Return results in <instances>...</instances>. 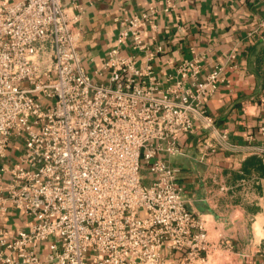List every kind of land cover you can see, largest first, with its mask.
<instances>
[{"label":"built area","instance_id":"1","mask_svg":"<svg viewBox=\"0 0 264 264\" xmlns=\"http://www.w3.org/2000/svg\"><path fill=\"white\" fill-rule=\"evenodd\" d=\"M156 16L123 20L91 73L63 0H0V215L13 207L32 218L0 227V264L208 261L206 220L186 206L179 169L162 154H181L196 123L212 125L204 97L224 67L202 80L201 63L184 60L161 88L152 60L162 46L145 40ZM252 148L264 153V142Z\"/></svg>","mask_w":264,"mask_h":264},{"label":"crops","instance_id":"2","mask_svg":"<svg viewBox=\"0 0 264 264\" xmlns=\"http://www.w3.org/2000/svg\"><path fill=\"white\" fill-rule=\"evenodd\" d=\"M63 1L77 15L91 73L116 44L122 21L151 8L157 16L145 40L152 50L162 46L152 60L161 88L174 85L184 60L201 63L202 80L224 67L218 89L204 97L212 125L196 123L180 136L182 153L162 157L179 169L186 206L206 220L212 248L205 264H264V153L252 148L264 142V0ZM31 222L13 207L0 215V227L13 231ZM180 260L177 253L173 264Z\"/></svg>","mask_w":264,"mask_h":264},{"label":"rangeland","instance_id":"3","mask_svg":"<svg viewBox=\"0 0 264 264\" xmlns=\"http://www.w3.org/2000/svg\"><path fill=\"white\" fill-rule=\"evenodd\" d=\"M141 173L143 175V181L147 184H151V182H152L151 172L145 166H143Z\"/></svg>","mask_w":264,"mask_h":264}]
</instances>
